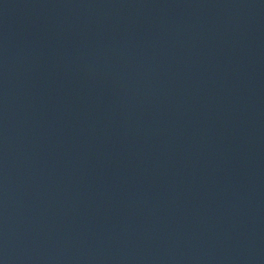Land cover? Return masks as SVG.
Returning a JSON list of instances; mask_svg holds the SVG:
<instances>
[{
	"label": "water",
	"instance_id": "1",
	"mask_svg": "<svg viewBox=\"0 0 264 264\" xmlns=\"http://www.w3.org/2000/svg\"><path fill=\"white\" fill-rule=\"evenodd\" d=\"M0 264H264V0H0Z\"/></svg>",
	"mask_w": 264,
	"mask_h": 264
}]
</instances>
